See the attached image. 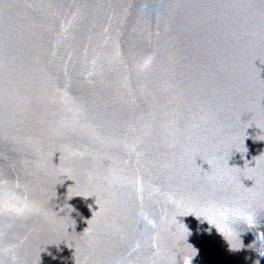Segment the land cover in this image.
Here are the masks:
<instances>
[{
	"label": "water",
	"instance_id": "obj_1",
	"mask_svg": "<svg viewBox=\"0 0 264 264\" xmlns=\"http://www.w3.org/2000/svg\"><path fill=\"white\" fill-rule=\"evenodd\" d=\"M236 201L264 231V0H0V264H264Z\"/></svg>",
	"mask_w": 264,
	"mask_h": 264
},
{
	"label": "clouds",
	"instance_id": "obj_2",
	"mask_svg": "<svg viewBox=\"0 0 264 264\" xmlns=\"http://www.w3.org/2000/svg\"><path fill=\"white\" fill-rule=\"evenodd\" d=\"M205 212L206 216H201L199 218H202V221H206L209 225V220L206 217L210 216L212 218L210 226L214 227L224 238L229 245L230 251H240L244 249L245 245L242 242L241 236L246 230L252 231L255 239L252 245L248 247L253 248L260 257L264 258V231L261 230V222L250 207L236 201L206 206ZM234 241H239L240 246L233 247ZM178 256L182 264H192L195 257L191 256L189 259H182L180 255Z\"/></svg>",
	"mask_w": 264,
	"mask_h": 264
}]
</instances>
